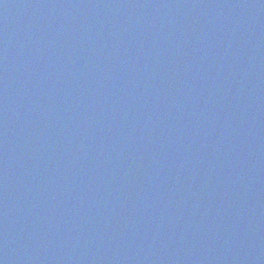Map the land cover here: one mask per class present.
<instances>
[{
    "label": "water",
    "instance_id": "1",
    "mask_svg": "<svg viewBox=\"0 0 264 264\" xmlns=\"http://www.w3.org/2000/svg\"><path fill=\"white\" fill-rule=\"evenodd\" d=\"M0 264H264V0H0Z\"/></svg>",
    "mask_w": 264,
    "mask_h": 264
}]
</instances>
